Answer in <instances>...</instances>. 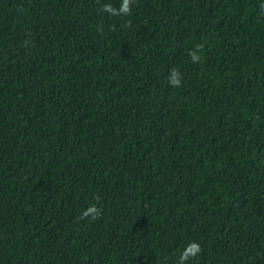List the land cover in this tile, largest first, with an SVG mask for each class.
I'll return each instance as SVG.
<instances>
[{
	"label": "trees",
	"instance_id": "obj_1",
	"mask_svg": "<svg viewBox=\"0 0 264 264\" xmlns=\"http://www.w3.org/2000/svg\"><path fill=\"white\" fill-rule=\"evenodd\" d=\"M122 4L0 0V264H264V0Z\"/></svg>",
	"mask_w": 264,
	"mask_h": 264
},
{
	"label": "clouds",
	"instance_id": "obj_2",
	"mask_svg": "<svg viewBox=\"0 0 264 264\" xmlns=\"http://www.w3.org/2000/svg\"><path fill=\"white\" fill-rule=\"evenodd\" d=\"M130 3H131V0H123V4H122V7L120 8L119 12L127 14L130 10ZM117 14H119V13H117ZM193 60L195 61L196 57H193ZM171 82L174 86H179V84H180L179 73L176 72L175 70L172 73ZM90 211L95 212L96 210H95V208H93V209H90ZM87 214L88 213L86 212L85 215H87ZM198 251H199V245L195 244V243L191 244L188 247V249L186 250V253H185V256L183 257V259H187L189 255L195 256Z\"/></svg>",
	"mask_w": 264,
	"mask_h": 264
}]
</instances>
